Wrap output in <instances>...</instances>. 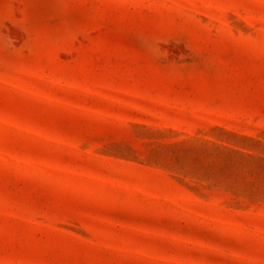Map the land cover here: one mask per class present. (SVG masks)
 <instances>
[{
  "label": "rangeland",
  "instance_id": "374dc122",
  "mask_svg": "<svg viewBox=\"0 0 264 264\" xmlns=\"http://www.w3.org/2000/svg\"><path fill=\"white\" fill-rule=\"evenodd\" d=\"M0 264H264V0H0Z\"/></svg>",
  "mask_w": 264,
  "mask_h": 264
}]
</instances>
